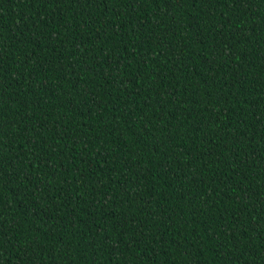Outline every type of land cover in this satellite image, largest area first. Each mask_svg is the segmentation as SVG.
Here are the masks:
<instances>
[{
	"label": "trees",
	"instance_id": "1",
	"mask_svg": "<svg viewBox=\"0 0 264 264\" xmlns=\"http://www.w3.org/2000/svg\"><path fill=\"white\" fill-rule=\"evenodd\" d=\"M0 264H264V0H0Z\"/></svg>",
	"mask_w": 264,
	"mask_h": 264
}]
</instances>
